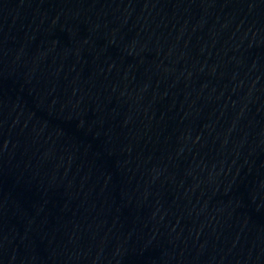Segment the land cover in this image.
Here are the masks:
<instances>
[{
  "label": "water",
  "instance_id": "95a60500",
  "mask_svg": "<svg viewBox=\"0 0 264 264\" xmlns=\"http://www.w3.org/2000/svg\"><path fill=\"white\" fill-rule=\"evenodd\" d=\"M0 264H264V0H0Z\"/></svg>",
  "mask_w": 264,
  "mask_h": 264
}]
</instances>
